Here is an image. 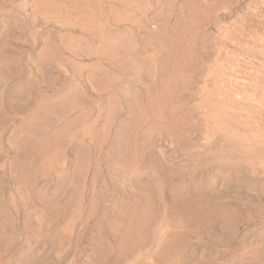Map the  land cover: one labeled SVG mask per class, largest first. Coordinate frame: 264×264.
Segmentation results:
<instances>
[{
	"label": "rangeland",
	"instance_id": "1",
	"mask_svg": "<svg viewBox=\"0 0 264 264\" xmlns=\"http://www.w3.org/2000/svg\"><path fill=\"white\" fill-rule=\"evenodd\" d=\"M47 1L0 0V264H264V0Z\"/></svg>",
	"mask_w": 264,
	"mask_h": 264
},
{
	"label": "bare ground",
	"instance_id": "2",
	"mask_svg": "<svg viewBox=\"0 0 264 264\" xmlns=\"http://www.w3.org/2000/svg\"><path fill=\"white\" fill-rule=\"evenodd\" d=\"M58 0H48L47 2L44 3L43 7H42V12L44 14H50L51 16L55 17L56 19L57 18H68V15H66L65 13H61L59 10H58ZM70 2L72 1H69V8L72 7V5L75 4L76 0L71 4ZM71 4V6H70ZM60 5V4H59ZM64 9V8H63ZM68 9V8H67ZM67 9H65L67 11ZM71 10V9H70ZM65 11V12H66ZM68 12V11H67ZM72 12V10L70 11ZM72 17V16H71ZM157 102V101H156ZM66 106V105H65ZM38 125V124H37ZM42 129V128H41ZM107 132V131H106ZM33 134V133H32ZM47 134V133H46ZM154 165V164H153ZM157 168H155L156 170ZM159 170V169H158ZM158 172V171H157ZM26 194V193H25ZM78 207V206H77ZM79 209V208H78ZM39 213V212H38ZM42 218V217H41ZM44 229V228H43ZM171 250V249H170Z\"/></svg>",
	"mask_w": 264,
	"mask_h": 264
}]
</instances>
